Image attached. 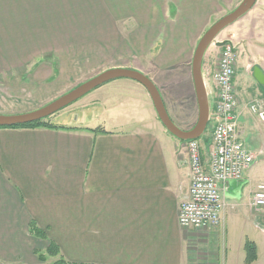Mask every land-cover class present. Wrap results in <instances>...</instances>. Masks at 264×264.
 <instances>
[{"label": "crops", "instance_id": "crops-1", "mask_svg": "<svg viewBox=\"0 0 264 264\" xmlns=\"http://www.w3.org/2000/svg\"><path fill=\"white\" fill-rule=\"evenodd\" d=\"M241 1L0 0V82L17 78L34 89L44 66H50L45 80L59 81V66L74 55L76 37L86 34L82 57L103 65L106 59H115L110 65L131 61L124 69L148 77L173 123L189 131L194 126L176 122L167 88L179 81L183 98L191 101L194 47L213 19ZM126 19L137 28L124 40L117 31ZM228 27L216 42L236 47L238 139L256 160L241 181L221 185L220 224L179 226L190 186L186 143L166 131L142 85L118 79L48 119L63 128H0V264H45L38 256L49 257L54 245L57 256L50 258L67 264H247L248 242L256 250L250 264H264V209L251 208L256 185L264 180V123L249 111L252 103L264 105V86L253 77L255 68L264 75V0ZM211 46L202 64L207 88L219 59V47ZM4 102L0 115L39 107ZM211 135L201 142L205 162Z\"/></svg>", "mask_w": 264, "mask_h": 264}, {"label": "built area", "instance_id": "built-area-1", "mask_svg": "<svg viewBox=\"0 0 264 264\" xmlns=\"http://www.w3.org/2000/svg\"><path fill=\"white\" fill-rule=\"evenodd\" d=\"M235 50L236 47L231 42L220 48L217 68L212 78L216 100L210 116L214 123L208 161H204L199 141L186 143L190 186L188 198L179 208L178 224L182 228L217 227L225 208L221 185L241 181L256 160L238 139V102L232 82L235 75ZM249 111L260 123H264L263 103H252ZM251 208L257 213L264 209V180L256 185Z\"/></svg>", "mask_w": 264, "mask_h": 264}, {"label": "water", "instance_id": "water-1", "mask_svg": "<svg viewBox=\"0 0 264 264\" xmlns=\"http://www.w3.org/2000/svg\"><path fill=\"white\" fill-rule=\"evenodd\" d=\"M255 3L256 0H242L237 8L217 20L199 39L190 65L194 94L198 107V117L194 127L189 131L181 130L173 123L166 111L158 88L148 77L138 71L124 68L107 70L35 111L18 115H0V127L25 125L46 119L108 82L118 79H129L145 88L159 121L170 135L182 142L198 140L205 133L210 115L206 85L201 71L204 54L212 44L217 47L226 45V41L216 43L217 36L225 28L246 15ZM253 77L258 84L264 86V75L259 69H254Z\"/></svg>", "mask_w": 264, "mask_h": 264}, {"label": "rangeland", "instance_id": "rangeland-1", "mask_svg": "<svg viewBox=\"0 0 264 264\" xmlns=\"http://www.w3.org/2000/svg\"><path fill=\"white\" fill-rule=\"evenodd\" d=\"M93 9V8H92ZM230 13V12H229ZM228 13V14H229ZM220 19V18H219ZM217 19V20H219ZM216 20V21H217ZM216 21L214 19L211 21L210 25L206 30L202 33V35L209 29L211 25H213ZM119 29H118V36H120V39L123 37L125 40L126 36L131 35V32L137 28V26L131 21V20H124L121 21L119 24ZM230 28L227 27L221 33L217 36L215 42L218 39H224L228 33H229ZM86 34H82L81 36L84 37ZM201 35V37H202ZM117 37V35H114ZM122 36V37H121ZM81 37V38H82ZM200 37V38H201ZM78 37H76V42H75V49H74V55H71L69 57L68 62L64 59V65L59 66V71L62 72L61 77L59 78V81H54V82H47L45 80L47 73L49 72V67H43L42 68V80H37L32 82L34 89L31 87V84H25L22 82H19L17 78L11 80V81H4L0 82V102L5 103L4 101L7 102L8 106L12 105L11 103L16 105H25L31 101L34 103L39 102V108L46 106L47 104L51 103L52 101L56 100L57 98L61 97L62 95L70 92L72 89L76 88L77 86L81 85L82 83L94 78L95 76L107 71L111 70V68H126V67H131V61L128 63H125L126 61L120 60L118 65H110L112 62H115V59H106L107 64L103 65L102 63L99 62L98 59L92 58L91 60H88L85 57H82L87 54V50L84 48V41H81ZM118 38V37H117ZM113 42L115 45H117L118 42L116 38H112ZM199 41V39H198ZM122 42V41H121ZM223 42V41H219ZM120 43V42H119ZM198 43V42H197ZM196 43V45H197ZM213 45V44H212ZM196 47V46H195ZM194 47V50H195ZM212 46L210 45L208 49L206 50V57L209 56V52L211 51ZM194 53V51H193ZM192 53V56H193ZM191 56V57H192ZM191 60L190 59V65H191ZM204 60V57H203ZM242 60V59H241ZM203 64V62H202ZM201 71H202V66H201ZM16 72V71H15ZM8 74V73H5ZM240 74H242L240 72ZM14 76H18V73H14ZM241 77V76H239ZM2 79H7L9 78L8 75H4L1 77ZM191 78V77H190ZM192 82V78H191ZM193 85V83H192ZM170 92V99L173 97L174 98V110H175V115L174 118L180 126H189L193 127L195 122H196V117H197V105L193 93V97L191 98V101H188L187 98L184 95V84L176 82V85L170 84L169 87L167 88ZM193 89V88H192ZM59 91L55 96L53 94L55 91ZM207 90V95H208V104L210 108V113L214 109L215 105V100H216V91H215V86L213 82L211 81V78L209 80L208 88L206 87ZM194 92V91H193ZM41 97H38V96ZM82 99V98H81ZM79 99V100H81ZM78 100V101H79ZM77 102V101H76ZM75 102V103H76ZM74 104V103H73ZM72 104V105H73ZM6 105V104H5ZM72 105L68 106L71 107ZM19 106V107H21ZM67 107V108H68ZM195 107V108H194ZM65 108V109H67ZM73 108H69L71 110ZM64 110V109H63ZM59 111L55 113V118L56 115H59L62 113V111ZM193 111V113L190 112ZM54 117V116H51ZM213 120H210L209 123L207 124L205 133L201 136L200 142L204 143L206 141V135H210V132H212V125H213ZM260 176H264L263 173H260ZM221 222V221H220ZM220 224V223H219ZM57 259L55 258H46L45 264H55Z\"/></svg>", "mask_w": 264, "mask_h": 264}, {"label": "trees", "instance_id": "trees-1", "mask_svg": "<svg viewBox=\"0 0 264 264\" xmlns=\"http://www.w3.org/2000/svg\"><path fill=\"white\" fill-rule=\"evenodd\" d=\"M50 117L40 120V121H36L33 123H29V124H25V125H19V126H13V127H0V128H9V129H36V128H63V127H55L53 125H51L48 121ZM97 131V130H95ZM32 233L35 236H39V237H43V233L37 228V227H30ZM245 252H246V258H245V262L247 264H250L252 262H254V260L256 259V250L253 244L251 243H247L245 246ZM47 256L49 257H56L57 256V248L54 246H51L48 251L46 252ZM38 259L45 263L46 262V257L39 255ZM55 264H67L62 258H59Z\"/></svg>", "mask_w": 264, "mask_h": 264}]
</instances>
